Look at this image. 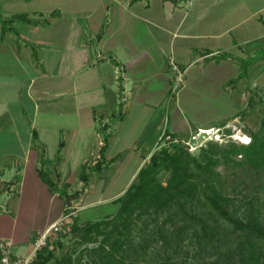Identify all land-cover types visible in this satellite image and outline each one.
Listing matches in <instances>:
<instances>
[{
	"label": "crops",
	"instance_id": "0c3cea01",
	"mask_svg": "<svg viewBox=\"0 0 264 264\" xmlns=\"http://www.w3.org/2000/svg\"><path fill=\"white\" fill-rule=\"evenodd\" d=\"M0 10L27 18L0 33V239L13 255L62 217L64 233L81 214H115L165 128L215 126L212 114L235 104L217 98L239 60H264V0H0ZM129 113L145 116L134 139L146 154L112 152ZM96 158L111 163L85 184Z\"/></svg>",
	"mask_w": 264,
	"mask_h": 264
},
{
	"label": "trees",
	"instance_id": "16d2710c",
	"mask_svg": "<svg viewBox=\"0 0 264 264\" xmlns=\"http://www.w3.org/2000/svg\"><path fill=\"white\" fill-rule=\"evenodd\" d=\"M15 19L27 20L25 14L1 19V35ZM251 61L240 59L238 73L227 83L247 76ZM163 135L180 139L167 128ZM195 152L182 140L156 148L117 199L115 214L73 223L38 250L32 264H264V220L255 199L238 200L218 170L264 174V135L251 133L242 144L208 140ZM110 163L96 158L82 166L80 179L86 184L93 171ZM58 248L64 250L56 257Z\"/></svg>",
	"mask_w": 264,
	"mask_h": 264
},
{
	"label": "rangeland",
	"instance_id": "374dc122",
	"mask_svg": "<svg viewBox=\"0 0 264 264\" xmlns=\"http://www.w3.org/2000/svg\"><path fill=\"white\" fill-rule=\"evenodd\" d=\"M0 16L1 28V19L4 18L2 17V14ZM6 26L10 27V24H7ZM258 55H262V53ZM228 86V91L222 88L223 93L219 98H217V100L223 103L227 102L223 100L225 99V94L229 92L230 99L231 97H235V99L233 98L232 100L235 104H230L227 102V107L222 108L221 112L220 110L218 111L220 113L217 112L212 114L211 118L214 120H218L214 122L215 126H205L208 127L207 129H211L221 124L220 127L216 128L220 133V140L214 142H217L219 145H226L232 142L235 144H242L250 140L251 133L258 132L264 135V60L261 62H257L254 60L251 61L247 76L238 80V82L234 83V85L232 84ZM231 111L235 113L231 114ZM227 113L230 114H228L227 118H224V114ZM139 119H141L143 124L145 116L141 114V117L137 119V122V120L135 121L134 115H132V113H129L126 120L127 126L131 125V128L129 130H123L124 134L122 135L120 141L117 140L115 142L112 148V152H117L121 149H133L135 151L140 149L139 152H142L144 154L147 153L148 150L139 148V144H137L134 139L136 130L143 126L140 125L141 122L139 121ZM132 122L133 124H131ZM212 134L210 135L209 133V137L213 138ZM177 136L179 138H186V136L182 135ZM209 137L207 136V139H209ZM204 140H206V138H203L202 141ZM196 153L197 152L193 154ZM126 160L127 161L124 163L121 176H119V185H122V183L125 182L128 172L133 169L131 157ZM218 170L223 174V179H225L226 184H228L229 192L232 193L233 189V195L236 196L238 200L239 198H245L247 195L254 197V205L259 209L261 218L264 220V174H261L259 177H252L248 174L247 171H243L241 168L238 169L229 167L225 169L223 166H219ZM166 177V173L161 174L162 180H165ZM93 189V194L99 195L101 190V182L95 185ZM110 209L111 208L107 207V209L102 208L101 210H96L93 214H83V216L81 214L78 218V221H82V218L87 219V221L99 220L106 217V215L103 216V213H106ZM73 236L74 235H72L71 237L73 238ZM69 241L70 238H66L63 240L65 245L68 244ZM88 246L91 247L94 246V244H89ZM262 247L264 249V244H262ZM61 253L62 250L58 248L56 250V254L61 255Z\"/></svg>",
	"mask_w": 264,
	"mask_h": 264
},
{
	"label": "built area",
	"instance_id": "2783aa9c",
	"mask_svg": "<svg viewBox=\"0 0 264 264\" xmlns=\"http://www.w3.org/2000/svg\"><path fill=\"white\" fill-rule=\"evenodd\" d=\"M173 69L176 72V80H177V85L175 86L176 89L180 86L182 82V72L175 65H173ZM216 128H211L215 130L214 134H212L211 130H209L208 132V130L205 129V131L202 132L203 129H198L195 132H192L189 135H187L186 138L180 137V139L178 138L172 139L170 135H163L162 133L159 136V140L162 142H159L156 148H160V146H163L164 144L167 143L177 142L178 140L180 141L182 140V142L187 146L189 152L193 153L196 151L198 147L203 145L208 140H213V141L220 140L221 136H219L220 133L217 131L218 129ZM209 133L210 135L211 134L213 135V138L209 137ZM207 136L209 137V139H207ZM203 138H206V140L202 141ZM65 218L66 217H62L57 222L46 227L42 232L38 233L34 241L33 250L27 255H13L11 250V241L8 239H0V264H32L36 252L40 250L42 247H44L46 244L52 243L57 239L58 234L61 232V230H63L62 228L65 225V221H64Z\"/></svg>",
	"mask_w": 264,
	"mask_h": 264
},
{
	"label": "bare ground",
	"instance_id": "6f19581e",
	"mask_svg": "<svg viewBox=\"0 0 264 264\" xmlns=\"http://www.w3.org/2000/svg\"><path fill=\"white\" fill-rule=\"evenodd\" d=\"M214 128H216V127H214ZM208 130V132H209V130H211V132H213V134H214V132H215V130L214 129H207ZM205 131V129H203L202 130V132H204ZM204 134V133H203Z\"/></svg>",
	"mask_w": 264,
	"mask_h": 264
}]
</instances>
